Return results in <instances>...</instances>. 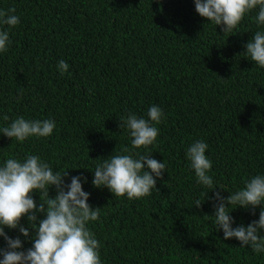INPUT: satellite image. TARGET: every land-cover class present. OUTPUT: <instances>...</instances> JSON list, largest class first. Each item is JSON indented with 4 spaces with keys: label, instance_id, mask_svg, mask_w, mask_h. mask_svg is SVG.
I'll return each instance as SVG.
<instances>
[{
    "label": "trees",
    "instance_id": "trees-1",
    "mask_svg": "<svg viewBox=\"0 0 264 264\" xmlns=\"http://www.w3.org/2000/svg\"><path fill=\"white\" fill-rule=\"evenodd\" d=\"M12 7L20 23L10 31L0 25L11 40L0 52V130L19 116L52 119L56 128L24 142L0 132V166L33 154L54 173L68 172L65 183L86 177L88 202L101 208L87 227L100 242L102 264H264V253L217 231L215 193L197 183L186 157L193 142L208 144V174L224 197L264 175V68L243 55L264 30L254 20L258 9L223 34L194 0H0V10ZM61 59L69 65L63 75ZM152 105L164 113L159 135L132 154L165 162L158 189L129 200L96 188L95 167L131 149L121 118H147ZM49 194L55 197L54 187ZM31 195L39 205V192ZM259 211L233 210V227L258 220ZM21 224L34 235L26 216ZM5 231L20 237L22 250L32 247L18 229Z\"/></svg>",
    "mask_w": 264,
    "mask_h": 264
},
{
    "label": "clouds",
    "instance_id": "clouds-1",
    "mask_svg": "<svg viewBox=\"0 0 264 264\" xmlns=\"http://www.w3.org/2000/svg\"><path fill=\"white\" fill-rule=\"evenodd\" d=\"M197 13L208 22L220 26L223 34L232 33L246 14L258 9L255 22L264 26V0H194ZM12 7L0 10V25L9 31L20 23ZM9 31L0 28V52H6L11 44ZM244 56L264 68V30L256 31L244 45ZM57 68L61 75L68 72L69 65L61 59ZM164 117L163 110L152 105L147 118L128 114L120 120V128H126L131 137V149H125L127 155H110L102 164L95 167L92 181L96 188H107L114 197L126 196L129 200L150 196L158 189L157 179H163L165 162L161 163L151 154H132L133 150L152 145L158 135ZM9 119L7 115L3 117ZM56 128L52 119L26 120L23 116L14 119L0 132L12 141L24 142L30 137H49ZM208 144L203 140L193 142L186 150V157L194 169L198 184L215 193L214 224L217 231L223 230L224 239L235 238L241 247H251L257 254L264 253V175L253 176L245 181V187L224 197L216 191L212 176V161L206 156ZM68 172H53L52 167L38 155L29 154L23 160L7 158L0 166V237L7 243L0 248V264H102L99 249L100 242L87 227L90 221H97L101 208L89 204L90 194L83 189L82 180L86 177L73 176L65 183ZM54 187L55 197L50 196ZM224 190L223 188L219 187ZM39 192L40 204L37 205L31 195ZM197 199L195 207H201ZM235 206V207H233ZM254 210L260 208L259 219L247 226L233 227L234 218L230 213L237 208ZM232 208V211L229 209ZM44 218L38 221V214ZM255 215V211L252 213ZM27 217L30 229L21 224ZM209 215H205L207 218ZM18 229L25 238H31L32 247L23 249L19 236L12 238L5 231Z\"/></svg>",
    "mask_w": 264,
    "mask_h": 264
}]
</instances>
